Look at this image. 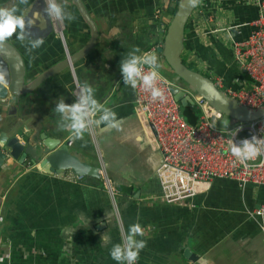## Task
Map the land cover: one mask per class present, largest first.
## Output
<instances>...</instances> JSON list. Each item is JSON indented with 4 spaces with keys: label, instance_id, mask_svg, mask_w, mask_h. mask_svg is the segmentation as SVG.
I'll list each match as a JSON object with an SVG mask.
<instances>
[{
    "label": "crops",
    "instance_id": "crops-1",
    "mask_svg": "<svg viewBox=\"0 0 264 264\" xmlns=\"http://www.w3.org/2000/svg\"><path fill=\"white\" fill-rule=\"evenodd\" d=\"M177 1L82 0L98 29L92 49L34 90L0 98V136L31 143L40 156L37 162L30 155L23 161L9 156L0 168V264H117L110 248L137 220L147 241L137 264H264V217L257 213L264 185L241 186L218 178L206 192L185 202L160 199L157 172L162 156L136 113L135 89L124 84L119 66L123 56L139 46L158 55L160 72L169 80L177 77L162 51ZM231 1L200 2L186 25L182 53L189 68L226 92L252 87L236 61L232 39L244 40L258 15L255 0ZM14 4L28 13L40 10L31 32L45 39L32 52L15 36L6 41L23 58L27 86L92 38V26L75 0L70 7L77 19L62 21V33L44 14V0H30L27 8L19 0H0V6ZM86 83L124 121L121 131L95 126L94 138L88 131L83 139L73 140L59 129L53 111L57 99L74 102L77 86ZM190 106L199 112L197 124L202 110ZM48 140L68 143L81 160L105 170L118 194L111 196L101 174L78 177L71 170L58 174L44 168L39 148ZM187 250L196 257H187Z\"/></svg>",
    "mask_w": 264,
    "mask_h": 264
},
{
    "label": "built area",
    "instance_id": "built-area-1",
    "mask_svg": "<svg viewBox=\"0 0 264 264\" xmlns=\"http://www.w3.org/2000/svg\"><path fill=\"white\" fill-rule=\"evenodd\" d=\"M257 17L250 22L252 29L244 40L232 39L235 58L251 78L249 89L228 90V94L241 104L259 108L264 106V0H255ZM54 29L62 33V21L52 18ZM148 69L145 68V71ZM157 86L162 88L165 100H153L150 91L135 89V110L143 126L150 133L153 146L161 153L158 168L162 188L160 199L167 203H181L206 192L218 178L233 179L241 186L253 183L264 185V156L241 164L231 155L230 131L219 125L226 115L212 106L203 96L197 95L194 104L202 110L199 123H189L182 114V105L176 99L173 87L177 86L163 73ZM82 86L76 88V96ZM241 130L236 142L253 135L264 137V117L252 122H240ZM93 138L95 126L90 128ZM71 144V143H70ZM111 196L118 194L115 182L105 170H100ZM257 213L264 217V202Z\"/></svg>",
    "mask_w": 264,
    "mask_h": 264
},
{
    "label": "clouds",
    "instance_id": "clouds-1",
    "mask_svg": "<svg viewBox=\"0 0 264 264\" xmlns=\"http://www.w3.org/2000/svg\"><path fill=\"white\" fill-rule=\"evenodd\" d=\"M19 2L25 8L30 4V0ZM191 2L195 3V0ZM44 5L43 12L49 19L67 22L77 19L71 10L70 0H44ZM39 16L40 10L28 13L15 4L0 6V46L15 36L16 40L25 43L29 52L41 48L45 43L44 37L34 36L31 32ZM119 67L125 85L132 89L143 87L150 91L153 100H165L163 89L157 86V82L162 79L160 69L163 65L155 52L142 51L136 46L123 56ZM145 68L148 70L145 71ZM53 111L59 116V129L67 131L73 140L83 139L92 126L103 125L121 131L124 123L113 108L97 99L95 88L87 83L81 88L74 102L68 103L65 98H58ZM240 130L238 127L230 131V152L241 164L247 166L248 162L264 156V137L253 135L236 142L234 137ZM107 219L109 222L111 217L107 215ZM144 235L145 230L139 220L130 224L126 235L122 231L121 242L110 248L111 258L117 264H137L141 251L147 246V241L141 238ZM101 240L108 242L104 235Z\"/></svg>",
    "mask_w": 264,
    "mask_h": 264
},
{
    "label": "water",
    "instance_id": "water-1",
    "mask_svg": "<svg viewBox=\"0 0 264 264\" xmlns=\"http://www.w3.org/2000/svg\"><path fill=\"white\" fill-rule=\"evenodd\" d=\"M201 1L195 0V3H192L191 0H180L177 12L168 27L162 49L168 65L179 79L188 83L199 95L203 96L212 106L228 117L242 122H252L264 117V106L251 108L241 104L226 91L219 89L211 78L192 70L183 62L182 53L186 25ZM75 2L93 29L89 44L75 55L69 56L66 60L42 74L32 85L27 86L25 85L26 70L23 58L13 45L5 42L3 46H0V98L6 99L10 94L19 96L22 93L34 90L39 83L65 67L72 66L75 61L92 49L97 39L98 29L90 18L82 0H75ZM173 92L182 107L194 104L193 97L180 86H174ZM39 151L45 157L43 161L44 168L52 172L61 174L66 170H71L78 177L87 175L100 177V168L81 160L73 154L68 143L62 144V141L59 140H48L41 145ZM28 155H30L33 162L40 160L35 145L33 146L31 143L26 145L17 136L12 138H8L7 134L0 136V168L6 163L9 156L15 160L20 159L23 161L28 159ZM186 256L196 257L191 250L186 251Z\"/></svg>",
    "mask_w": 264,
    "mask_h": 264
},
{
    "label": "rangeland",
    "instance_id": "rangeland-1",
    "mask_svg": "<svg viewBox=\"0 0 264 264\" xmlns=\"http://www.w3.org/2000/svg\"><path fill=\"white\" fill-rule=\"evenodd\" d=\"M234 1L236 2L237 0H232L231 2L233 3ZM172 80L174 81V83H176V85H178L182 89L186 90L194 99L199 94L196 90H194L188 83H186L182 79H179L177 77H173ZM223 121L225 123V125H224L225 129H236L238 124L241 122L240 120L233 119L231 117H228L227 115Z\"/></svg>",
    "mask_w": 264,
    "mask_h": 264
},
{
    "label": "trees",
    "instance_id": "trees-1",
    "mask_svg": "<svg viewBox=\"0 0 264 264\" xmlns=\"http://www.w3.org/2000/svg\"><path fill=\"white\" fill-rule=\"evenodd\" d=\"M179 2H180V0L177 1L176 4L173 7V10H174V13L175 14L177 12V9H178V6H179ZM184 116H185V119L189 123H193L194 124L199 119V112L193 106H188V107L184 108Z\"/></svg>",
    "mask_w": 264,
    "mask_h": 264
},
{
    "label": "bare ground",
    "instance_id": "bare-ground-1",
    "mask_svg": "<svg viewBox=\"0 0 264 264\" xmlns=\"http://www.w3.org/2000/svg\"><path fill=\"white\" fill-rule=\"evenodd\" d=\"M242 122V121H241Z\"/></svg>",
    "mask_w": 264,
    "mask_h": 264
}]
</instances>
